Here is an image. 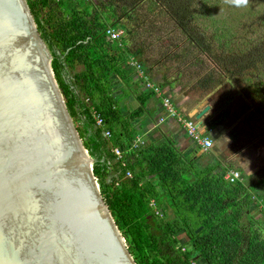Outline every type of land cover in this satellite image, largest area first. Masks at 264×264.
I'll list each match as a JSON object with an SVG mask.
<instances>
[{
	"label": "trees",
	"instance_id": "trees-1",
	"mask_svg": "<svg viewBox=\"0 0 264 264\" xmlns=\"http://www.w3.org/2000/svg\"><path fill=\"white\" fill-rule=\"evenodd\" d=\"M193 1L170 0L172 8L167 6L168 0L155 1L166 10L160 18L165 21L161 27L166 28H159L157 41L167 45V37L174 35L173 44L167 48L172 51L171 58H181L184 65L198 61L199 56L212 57L220 71L225 68L224 62L232 61L231 57H213L204 47V36L190 28L186 17ZM84 2L26 0L51 56V68L66 109L73 123H78L75 128L93 161L92 172L102 199L135 263L195 264L197 259L203 264H264V227L249 214L251 178L230 184L221 176L222 171L216 173L214 165L198 169L195 159L185 157L170 137L158 145L146 143L138 150L130 149L133 115H120L106 87L111 73L124 79L123 70L129 67L132 54L126 43L109 41L106 29L119 26L139 41L136 28L141 26L134 18L138 10L125 8L119 18L105 25ZM119 19L133 24L130 28L118 25ZM137 47L140 50L134 51L133 58L145 52L144 42ZM246 52L248 55L234 56L233 60L242 71L243 61L249 58V67L255 72L253 81L264 91V56L254 55L253 49ZM66 64L81 65L82 70L68 77ZM152 75L148 73L150 78ZM213 78L214 74L197 82L203 84L199 88H208ZM146 96L141 92L138 101L143 103ZM140 112L135 114L140 116ZM95 115L101 118L102 127L96 126ZM104 130L110 132L109 138L103 136ZM114 148L121 151L120 157L115 156ZM168 209L172 217L164 219ZM151 222L156 223L155 231ZM179 233L187 238L186 242L180 243Z\"/></svg>",
	"mask_w": 264,
	"mask_h": 264
},
{
	"label": "water",
	"instance_id": "water-1",
	"mask_svg": "<svg viewBox=\"0 0 264 264\" xmlns=\"http://www.w3.org/2000/svg\"><path fill=\"white\" fill-rule=\"evenodd\" d=\"M92 163L26 0H0V264H136Z\"/></svg>",
	"mask_w": 264,
	"mask_h": 264
},
{
	"label": "rangeland",
	"instance_id": "rangeland-1",
	"mask_svg": "<svg viewBox=\"0 0 264 264\" xmlns=\"http://www.w3.org/2000/svg\"><path fill=\"white\" fill-rule=\"evenodd\" d=\"M155 1L85 0L90 13L97 15L105 25L112 23L108 22L109 20L119 18L125 8L133 6L138 10L134 18L141 26L140 29L136 28L139 41H135L133 34L129 35L123 28L113 27L122 32V39L118 43H126L129 54H132L129 57H133L134 51L140 50L137 46L144 42L146 53L135 57L139 62L146 61L141 66L147 77L153 84L161 86L160 95L151 94V91H146L138 76H135L134 70L126 66L123 70L124 79L112 73L109 75L106 90L115 98V107L121 116L133 115L130 135L134 139L145 140L147 126L152 121L154 123L162 98L170 100L181 112L191 109L199 112L203 107L209 106L205 120L202 116L199 122L201 121L200 126L205 129V135L215 129L214 135H210L213 145L210 149L200 152V156L195 160L196 166L200 169L214 165L216 173L227 167L233 168L240 171L243 182L251 178L249 214L264 227V91L253 81L255 72L252 70L254 68L249 67V58L243 61L242 71L233 60L234 56L248 55L245 51L251 49L254 55L258 53L264 56V0H248L247 6L239 8L228 0H195L191 3L186 22L195 33L204 36L207 41L204 47L208 48L215 58L231 57L232 61L224 62L225 68L220 71L218 62L212 57L199 56L198 61H188L183 65L181 58L169 56L172 51L167 48L173 44L174 35L167 37V45L157 41L160 37L159 28L165 24L160 18H164L166 10ZM167 6L172 8L170 0ZM120 24L130 28L133 23L119 19L118 25ZM164 28L166 27L161 30L165 31ZM176 43L178 44L177 41ZM163 61L165 63L161 64ZM81 70L82 66L78 64L76 67L65 65L68 77ZM148 73L153 74V77L150 78ZM213 74L214 82L208 88H199L203 84L198 85L197 82ZM176 75L179 76L177 80L174 78ZM141 92L147 94L143 103L138 101ZM136 111H141V115L137 116ZM196 122L198 123L197 120ZM74 126H78V123ZM186 136L188 138H184L190 142L188 146L193 153L197 146L187 134ZM213 148L215 153H212ZM171 217L170 210L163 215L164 219ZM150 225L155 231L156 223L151 222ZM177 237L180 243L187 240L182 233L177 234ZM195 264L203 262L196 259Z\"/></svg>",
	"mask_w": 264,
	"mask_h": 264
},
{
	"label": "built area",
	"instance_id": "built-area-1",
	"mask_svg": "<svg viewBox=\"0 0 264 264\" xmlns=\"http://www.w3.org/2000/svg\"><path fill=\"white\" fill-rule=\"evenodd\" d=\"M121 34H122L121 31L113 29L112 27H108L106 29V36L109 41L120 42V39L122 37ZM128 64H129V68L134 70L135 76H138L140 82L144 84L146 91L147 90L151 91L150 93L153 95H160L159 86L153 84L149 80L143 67L141 66V63L136 58L130 57ZM161 106H162L163 114L159 116L157 119L158 125L163 124L167 120H173L177 124L183 127L186 134L190 137L191 141L197 146V148H199V150L206 151L212 147L213 145L212 140H210L207 136H205L203 132H200L199 125L197 124L194 118H190L186 114L177 110L171 104V101L168 100L167 98H162ZM94 117H95L96 126L102 127L103 122L101 118H99L97 115H95ZM102 133L105 138L110 137V132L108 130H104ZM144 144H145V140L140 138H135V139L133 138L130 149L138 150L139 148H142ZM113 153L117 157H120L122 154L118 148H114ZM221 171H222L221 176L223 177V179L230 184H235L236 182L242 180V174L237 169L227 167ZM127 176H130L128 172H127Z\"/></svg>",
	"mask_w": 264,
	"mask_h": 264
},
{
	"label": "crops",
	"instance_id": "crops-1",
	"mask_svg": "<svg viewBox=\"0 0 264 264\" xmlns=\"http://www.w3.org/2000/svg\"><path fill=\"white\" fill-rule=\"evenodd\" d=\"M140 85H141V83H140ZM196 111L197 110H195V109H191L189 111L184 110L182 113L186 114L190 118H195V114L197 113ZM156 114H157V116L154 120V123L152 121L151 124L147 126V129H146L147 132H145V134L148 136V138H147V136L144 138L145 143H147V145H150V144L151 145H158V144L164 142L166 140V138L170 137L171 139H173L177 149H179V151L185 157H189V158L192 157L193 159L196 160L197 157L200 156V152L202 150H199V148L196 147L197 150L195 149V152L191 153V150L188 146L190 144V142H187L184 138L187 136L185 134V130L183 129V127L181 125L177 124L173 120H167L163 124L158 125L157 119L159 116H161L163 114V110H162L161 106L158 108V112ZM202 119L205 120V115L203 116ZM199 129H200V132H203V134L205 135L204 127L200 126ZM214 133H215V129H212L205 136H207L211 140L212 138L210 137V135L212 136V135H214ZM214 148H215V146H214ZM214 148H213L212 153H215ZM214 155L216 156V154H214ZM215 171H217V170H215Z\"/></svg>",
	"mask_w": 264,
	"mask_h": 264
},
{
	"label": "clouds",
	"instance_id": "clouds-1",
	"mask_svg": "<svg viewBox=\"0 0 264 264\" xmlns=\"http://www.w3.org/2000/svg\"><path fill=\"white\" fill-rule=\"evenodd\" d=\"M228 2L237 8L247 6L248 4V0H228Z\"/></svg>",
	"mask_w": 264,
	"mask_h": 264
},
{
	"label": "flooded vegetation",
	"instance_id": "flooded-vegetation-1",
	"mask_svg": "<svg viewBox=\"0 0 264 264\" xmlns=\"http://www.w3.org/2000/svg\"><path fill=\"white\" fill-rule=\"evenodd\" d=\"M195 119V118H194Z\"/></svg>",
	"mask_w": 264,
	"mask_h": 264
}]
</instances>
